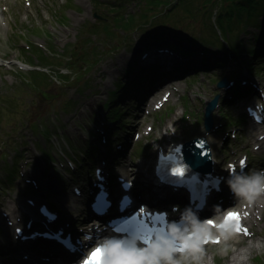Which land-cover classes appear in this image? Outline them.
<instances>
[{
	"label": "rangeland",
	"instance_id": "obj_1",
	"mask_svg": "<svg viewBox=\"0 0 264 264\" xmlns=\"http://www.w3.org/2000/svg\"><path fill=\"white\" fill-rule=\"evenodd\" d=\"M258 2L259 0H161V5L149 6L145 0H0V55L3 57L0 65V203L7 202L10 197L16 199V196L17 203L15 202L11 209L21 211L22 207L25 209L27 200L34 199L38 203L40 200H46L48 196L47 200L55 203L54 208L58 209L56 211L60 212V208L63 211V214L58 212L59 226L63 227L67 214L66 210L62 209L60 194L70 191L68 179L71 176L74 183L86 189L83 194L86 195L95 175L94 169L89 167L75 177L73 170L78 171V162L69 156L65 159L67 152H76L72 145L78 146L79 150L85 149L84 143L81 142L85 140L84 137L97 147L94 153H91L93 163L102 166V161L108 160L112 166V174L116 171L122 175L120 165L134 167L145 162L149 171L156 151L160 148H156L160 140L149 139L146 142L147 137L140 141L133 139L139 136L135 129L140 120L137 115L139 107L159 93H173L174 97L171 96L170 100L164 101L155 109L152 108L154 114L149 117L144 131L150 128L152 130L150 123L153 121L157 125L155 132L158 129L161 132L165 130L168 119L176 115L178 122L186 128L183 134L175 137L173 143L187 141L184 138L186 133L191 136V131H198L200 135L205 133V138L211 146V155L218 154L219 159L226 162L243 158L244 155L239 156L233 152L224 137L228 135L233 138L244 126L252 122L247 109L253 105V101L257 102L259 96L254 92L258 87L255 83L247 81L250 87H246L245 91L250 94L245 98H235L233 88L241 82L239 79L231 88L219 89L218 83L224 77L230 81L237 69L235 54L221 50L230 48L226 40L231 41L233 47L235 42H241L240 47L246 53L251 52L258 41L264 43L263 38L258 39L262 34L261 30H257L259 26L264 28V10L261 9L264 4L259 10H253V6L258 5ZM138 5L143 8L142 12L139 11ZM173 5L181 9L184 7L183 10L190 7V11L197 14L194 23H190L187 29L176 34H171L165 29L170 23H182L184 20L182 17L181 20L178 19V14L170 10ZM240 5H243V8ZM144 10L149 11L145 19L142 16L145 15ZM256 16L257 20L254 19ZM131 20L134 22L133 26L126 27ZM202 22L210 23L208 25L218 32V38L221 39L220 35L225 36L220 44L221 48L213 50L214 53L203 54L201 51L203 48L211 50L201 38ZM214 22L218 27L221 26L224 32L216 30ZM117 23L122 26L119 27ZM154 29L156 33H161L159 41H156V38L151 39L147 34ZM165 31L167 35L163 38ZM253 35L256 37H252ZM195 41L198 45H195ZM168 44L187 50L185 59L199 62L196 64L198 66H195L196 73L185 75L187 73L182 72L179 77L178 74L173 75L174 81L170 78L153 85L143 82L128 85V88L125 86L121 91L119 104L112 103L113 108H122L123 113L117 116L116 121H107L103 114L109 118L107 111L111 107L106 102L111 92L116 90V83L130 80L134 74L130 76L125 72L129 69V64L133 65L134 61L139 59V65H161L165 60L167 66L173 67L174 58L181 60L179 56L162 54L168 52L164 48ZM35 47H40L42 54L40 51V54L36 53ZM261 50H264L263 44L257 48L258 52ZM208 55L212 58L210 65H213V61H222L224 65L201 68L203 65L200 61ZM262 55L261 59L259 55L255 61L252 57L245 56L248 62L246 61L244 69L253 73L254 79L264 82V51ZM18 60L28 65L27 68L18 66L15 63ZM32 70H38V74L35 73L38 82L31 80ZM249 72L243 71L244 75ZM154 90L157 91L152 93ZM219 92H222V96L221 106L214 112L216 125L205 132L202 127L205 106ZM152 96L154 97L151 98ZM116 98L118 99V96ZM94 114L98 119L94 124H90ZM196 120L198 122H195ZM221 120H227L224 129L221 128ZM236 120L241 121L242 125L237 127L234 124ZM189 125L193 128L187 127ZM261 127L264 128L263 125ZM111 129L114 136L109 144L94 140L96 134ZM97 130L100 132H96ZM161 147L169 148L164 145ZM187 148L189 149V146ZM123 150L125 153H122ZM132 150L137 156L128 158ZM253 154L248 153L250 157L247 160L246 172L262 167L256 168V164H259L254 160ZM52 156H59L60 161L62 157L63 160L57 162L55 158L53 170L46 172L47 166L51 165L49 160ZM127 177L138 181L131 169ZM110 183L112 186L117 184L114 178L110 179ZM55 199L60 203V208L57 207ZM88 202L89 199L84 204V199L81 198L77 204L78 210L81 211L71 224L76 230L82 229L83 224L80 221L84 222L90 211ZM150 202L164 207L168 204L164 201ZM248 227L251 233L254 228H259ZM5 233L3 220L0 224V240L2 236L6 237ZM240 239L245 244L246 237L243 236H237L227 242V254L221 253L220 245L205 248L204 257H209L212 264H228L226 256L233 252L234 241ZM4 241L6 240L0 241V245L10 246L3 243ZM241 245L236 244V247ZM13 256L15 260L25 259L20 258L14 251L2 255L6 261H12ZM248 264H264V248L254 252Z\"/></svg>",
	"mask_w": 264,
	"mask_h": 264
},
{
	"label": "bare ground",
	"instance_id": "obj_2",
	"mask_svg": "<svg viewBox=\"0 0 264 264\" xmlns=\"http://www.w3.org/2000/svg\"><path fill=\"white\" fill-rule=\"evenodd\" d=\"M1 25H2V23H0V27H1ZM257 28H258V26H257ZM257 30H261L262 33L264 32V28L262 26H259V29H257ZM259 43H260L259 47L262 44L264 46L263 41L259 42ZM164 48L167 49L168 52L162 53V54H166L169 56H179V54H181L180 50H175V49H171V48L169 49L168 46L164 47ZM35 51H36V53H39V51L41 53L40 47H35ZM228 51H230L229 53H232L231 55H233V52L230 49ZM239 51H240V49L238 50V53L237 52L235 53L236 58L234 60H236L237 69L232 74L234 77H231L230 81L231 82L235 81V83H236L237 79H239L241 82L251 81L257 85L258 94H256V95L259 96L257 98L258 103L256 101H253V105L251 106V109L259 110L260 113H262V115L264 116V89H263L264 82L254 79L252 76L253 73H250L249 70L241 68V64L245 61V59H246L245 56H248V54L245 55V51H243V50H241L240 52ZM263 51L262 50L259 51L257 53L256 57H258L260 55V59H261L263 56L262 55ZM242 54H244L243 60H241ZM249 58H251V57H249ZM2 60H3V57L0 55V62H2ZM213 62H214L213 65H209V64H202L200 61V64L203 65L201 68H209L210 66H212L213 68H216L217 64L218 65H224V63L222 61H213ZM15 63L24 69L27 68V66H28V65L24 64V62L19 61V60H18V62H15ZM197 63L199 64L198 61H193L191 63V65L195 67V66H198V65H196ZM137 64H139V63H137ZM122 65H123V62H121L120 66H122ZM112 68L115 69L114 66H112ZM250 69L253 70L252 67ZM196 71L197 70H195L193 72H187V74H185V75L195 74ZM243 71H248L249 73H246L244 75ZM249 77H250V80H248ZM172 81H174V80H172ZM143 82L144 81H141L140 84ZM115 83H116V81L114 82V86H115ZM235 83H233V85H235ZM124 86H126V88H128V85L125 84ZM167 87H169V86H167ZM156 91L157 90H154L152 93H155ZM166 94L167 93H165V94L159 93L155 97L152 96L151 98L154 97L153 99L149 100V102H147V104H144V105L139 107L137 115L140 118V120H139L138 126L135 129H137L140 133L138 132V135H139L138 138L134 137L136 141H140L144 137H147L148 140H146V142H148L149 139L152 141L160 140L159 144L156 145V148L161 147L163 145L169 147L173 143L175 137L179 136V134H183L182 132L185 131L186 127H183L181 125V123L178 122V116H176V115H174L172 118L168 119V122L166 123V125L164 127L165 130H162L160 132L159 129L158 130L156 129L157 132H155V126H157V125H155L152 121L150 124L152 126V130L150 128V129L144 131L146 125L148 124L149 117L151 115H153L151 107L156 106L158 103H159V105L160 104L162 105V103H164V101L171 99V96L174 97V94L171 93V94H169L168 98H165ZM221 94H222V92L220 93V98L218 101L217 108L221 106V96H222ZM249 94L250 93L248 92L244 95L246 96ZM215 95H217V94H215ZM215 95H214V97H215ZM160 99H162V101ZM212 99H210L209 101H211ZM106 103H110V102H106ZM110 106L113 108L111 103H110ZM206 106H205L204 110H206ZM104 107H107V105H104ZM104 109H106V108H104ZM113 109H115V108H113ZM103 116L105 117L104 114H103ZM204 116L202 118L203 119L202 127H204V122H205ZM105 118H107V117H105ZM213 118H214V113H213ZM97 119H98V116L94 114L91 117V121H89L90 124H94L97 121ZM202 119H200V121ZM225 121L227 122V120H221L220 121L222 123V125H221L222 129L225 128V124H226ZM195 122H198V120H196ZM215 125H216V119L214 118V124L212 125V127L209 130H206L204 127V129L206 130L205 132L210 131ZM187 127H190V129L193 128V126H190V125ZM103 129H105V126ZM191 133L193 135L189 136V134L186 133L185 137H184L185 139H187V141L190 142V143H188V145H186V147L189 146V148H190L191 161L194 163H202V164L208 166L209 161L207 158V154H206L205 150L203 149V144H200V142L203 143V139H201V138H205V133H203L201 135L198 131H191ZM196 137H198L199 140L195 141ZM226 140H227V142L230 143V147L234 153H236L239 156L244 155V157L241 159L240 158H234V159L226 162V161H221L218 157V154L213 155L212 161H210L213 166H209V169L211 170V171H209V174L212 178L218 177L224 183H226V180L229 177V170L227 167L228 165H230V164L235 165V169H237L239 167V164H240L242 159L246 158L248 160V158H249L248 153L253 154L252 151H254L255 149H257L258 151H261V152L264 151V128H262L261 125L250 121V123L248 125L244 126V128L241 132H239L238 134H235L233 138H231V137L229 138V136H227ZM84 146L86 147L89 145L87 142H84ZM83 150L86 151V149H83ZM179 152H180V150H178V153ZM122 153H125V150H123ZM136 156H137V154L134 152V150H132V154H130L128 156V158H135ZM91 157H90V161H92L91 162L92 165L90 167L92 169H95V171L97 172L98 170L95 167H98V166L100 167L101 165H98L99 163H93L94 160L93 159L91 160ZM75 160L77 162L84 161L85 156H80L79 158H75ZM263 161H264V159H261L259 161V164H262ZM96 162H97V160H96ZM155 162H156V160H154V163L152 164V167L149 171H148L147 162L143 163L142 165H135L134 167L133 166L129 167L130 165L128 166L127 164L120 165V167H121L120 173L122 175H124V176L129 175V169H131L132 173L138 179V181H136V184L138 185L139 189L134 193V195H138L140 193L147 194V195H144V198H146L150 201H153V202L164 201V202H167L168 204L171 201L173 202V200L176 201V203H177V202H179V200L181 198L185 199L186 192L183 188H179V191L181 193L171 192V191H169L172 189L171 186L160 182L155 177V175L153 174V168L155 166ZM102 167L104 168V172L101 171V173L96 174L92 178L93 187L91 188V190L89 192V194L91 195L90 199L93 197V194L95 193L94 191L96 190V188H99L100 185H102L106 188H109V186H110L108 183V179L110 178L111 172H110V168L108 166V162L105 161L104 163H102ZM83 168L85 169L84 166H83ZM84 169H81V170H84ZM247 169H248V167H247ZM262 169H264V168H262ZM15 170H17V169H15ZM47 170H48V168H47ZM47 170H45V171L48 172ZM259 170H261V169H259ZM47 177H49V175H47ZM68 182L70 183V186H69L70 191H65V192H62L60 194V197H61L60 203H61L62 209L66 210V214H67L65 217V221L63 223V227H61V228L66 229L68 232H70L72 230V226H71L72 222H75V218L79 214L78 212L81 211V210H78L79 207L77 204H79L80 199H81L82 195L84 194V192L86 191V189L81 188L76 183H74V181L71 179V176L68 179ZM226 185H227V183H226ZM145 190H147V193H145ZM115 192H116V194L115 193L113 194V198L117 199V197L121 194L122 190L120 187L116 186ZM214 194H215V192L212 191L211 195L209 197L210 201L213 198ZM15 198L16 199L10 197V200H8L9 202L7 201L5 203H0V224L4 220L5 229H6V241H4L3 243H6V245L10 244V246L0 245V264H22L21 261L16 262L14 256L12 257V261L4 262V261H6V258L2 257V255L5 252H10V251H16V253L18 255H20L22 258H25L24 260H26V262L29 261V264H57V262H61L62 264L68 263V262H63L59 259L60 250H58L56 247L54 249H42L45 244H39L36 247H34L32 245L29 246L28 242L30 240H34L33 238L29 237L28 240H23L21 238V236L24 235L25 233L21 234V236H19L15 233V231L17 229V227H15V226L18 224L20 225L22 223V221H24V220H26V222H24V223H27V225H28V226L26 225L25 230H26V232H30V234L33 232L38 233L40 231L43 234V230H45V229H49L48 232H53L55 230L54 228H56V225L59 224L58 220L56 219L53 222L49 221L45 217V213L42 212V210H40L41 208H47L49 210L55 209L54 208L55 206L51 203L53 201L43 200L42 206H39L40 202L36 203L34 199H30V200L26 201L25 209H23V207H22L21 211H19V210L17 211V209L14 211V209H11V208H12V206H15V202L17 203V197L15 196ZM226 198H228V201H226ZM234 198L235 197L233 196V194H227L226 195L224 193L220 198V202H223V203L227 202V203L231 204L232 201L234 200ZM141 199H142V197L139 200H141ZM55 202L57 203V207L60 208V206H58L60 203L56 199H55ZM143 204H146V203H143ZM145 206L148 207V205H145ZM225 206L227 207V205H225ZM10 210H11V213H10ZM225 210H226V208H225ZM246 210L249 211V216L247 218L249 220L250 226L255 225V226H258L259 228H256V229L254 228V231L252 234H250V237L249 238L246 237L245 244H243L244 242L242 239H240L238 241L237 240L234 241L235 248H234L233 252L232 253L229 252L228 255L226 256L228 264H248L249 262H251V257L254 254V252L261 251L264 248V236H263V231H264V198H261V200H259L255 205H253L250 209H246ZM112 211H113V209H109V213L106 214V216L110 215L112 213ZM24 212H25V214H24ZM59 213L63 214V211H61V208H60ZM21 216L24 217V220H22L23 217L20 218ZM110 216H111L110 217L111 219L114 218V215H110ZM212 216H213L212 214H209L208 216L205 217V219L211 218ZM177 217H179V214H177ZM243 219H245V218H243ZM202 220H204V219H202ZM80 222L83 224L82 229H84L83 236H78L79 237V239H78L79 245H80L79 249H80L81 253L84 252L85 250H87V248L90 246V244L92 242H94L96 239L102 240L104 237L114 236L111 233V229L109 227H107V225L105 223H103V225H102L98 221H91V222L86 223V224L84 222H82V220ZM19 228H22V226H19ZM236 236H238V235H235V237ZM86 237H88V239H86ZM235 237H233L229 241L233 240ZM37 238H39V237L37 236ZM244 238H245V236H244ZM229 241H227V242H229ZM54 243L55 244L50 242L49 244L50 245L51 244L52 245H59L58 242H56V241H54ZM65 244H68V242H66ZM222 244H223V242L209 243V244L205 245V248H207V247L208 248L220 247V245H222ZM236 244L237 245L243 244V245H241V247H236ZM74 245L75 244L72 245V250L67 246V249H69L70 252L67 251V249H65V248L61 249V251L63 253H65L68 257H70L71 259L74 258L73 260H75V258L81 256L80 252L78 253L77 251H75V249L77 247L74 248ZM38 248H40V250H36ZM203 264H212L211 259H209V257H207V256L204 257L203 258Z\"/></svg>",
	"mask_w": 264,
	"mask_h": 264
},
{
	"label": "clouds",
	"instance_id": "obj_3",
	"mask_svg": "<svg viewBox=\"0 0 264 264\" xmlns=\"http://www.w3.org/2000/svg\"><path fill=\"white\" fill-rule=\"evenodd\" d=\"M246 159V158H245ZM227 186L239 207L222 209L214 206L215 215L201 220L191 207L183 210L173 206L179 214L178 221H170L164 233H159L145 243L139 236H110L99 240L89 252L86 264L93 253L103 249L104 264H203L205 245L223 242L220 251L227 254V241L235 237L240 223L229 219L230 214L247 218L249 211L261 198H264V169L244 172L245 160L240 162V172L235 165H228ZM88 239V237H86Z\"/></svg>",
	"mask_w": 264,
	"mask_h": 264
},
{
	"label": "trees",
	"instance_id": "obj_4",
	"mask_svg": "<svg viewBox=\"0 0 264 264\" xmlns=\"http://www.w3.org/2000/svg\"><path fill=\"white\" fill-rule=\"evenodd\" d=\"M160 1L161 0H145V3L147 5H149V6H157V5H161V4H159ZM162 4H164V3H162ZM262 4H264V0H259L258 5L253 6V10H255L257 8L259 10V7H261ZM240 6H241V8H243V5H240ZM137 7H138L139 11L142 12L143 8L140 7L139 5ZM183 8L181 9V8H178V7L174 6V5L170 8L171 11H173V12H175V13L178 14V16H179L178 19L181 20V17L184 19L182 21V23H170V25L168 27H165V29L168 32H170L171 34H176L180 30L187 29L188 26L190 25V23H194L195 20H196L197 14H193L190 11V7H186L187 9H185V10H183ZM261 9L264 10V8H262V7H261ZM143 14H145V15H142L144 17V19H145L146 16L149 14V11L148 10H144ZM254 19L257 20L258 19V16L254 17ZM133 24H134V22L131 20V21H129V23L127 24L126 27L130 28V27L133 26ZM200 24H201L200 25L201 38L204 40V43L207 44L208 47L211 48V50H207V48H203V49H201V51H203L202 52L203 54H206V52L214 53L213 50L220 49L221 48L220 44H222V42L224 41L223 39H225V36L220 35L221 39L218 38L217 37V33L218 32H216L210 25H208L210 23L206 24V23L202 22ZM117 25L119 27L122 26V24L120 26L119 23H117ZM160 25H162V23ZM255 25H257V23H255ZM215 27H216V30H219L220 32H224L223 29L221 28V26L220 27L217 26V23H215ZM167 28L170 29V30H168ZM147 34H148V36L151 39H155L156 38V41H159L158 39H159V37H161L160 36L161 33L160 32L156 33L155 32V29L154 30H151V32H148ZM163 34H164V36H162V37L163 38H166L167 32L165 31V32H163ZM255 35H253L252 37H256ZM144 36H146V35H144ZM261 38L264 39V32L261 34L260 38H258V39H261ZM225 42L227 44L229 43V47H230L229 49L233 52V54H235L236 52L238 53V50L239 49L242 50L241 47H240L241 46V42H239V44L237 43L238 41L235 42L234 43V46L235 47L232 46V42L231 41L226 40ZM195 45H198V42L197 41H195ZM259 45H260V43L258 41V43L256 44V46L255 47H252L251 52H247V53L245 52L246 54H248L249 57H252L253 58V61H255L258 58V57H256L257 56V53H258V51H256V50L259 47ZM167 46L169 47V49L171 48V49H175V50H180L181 51V54H179V55L181 57H185V56L188 55L187 50L181 49L177 45L168 44ZM223 49H226V48L223 47ZM229 49L221 50V51H228ZM211 59L212 58L209 55L208 56H204V58L201 60V63L202 64H209L210 65ZM174 60H176V59H174ZM208 60H210V61H208ZM246 61L247 60H245L241 64V68H244V65L247 64ZM192 62L193 61H191L190 58H187V60H184V61H181V62H177L176 66H175V72H181L182 70H184V71H191L193 68H195V67H193L191 65ZM252 62H249V64H251ZM157 69H160V67L159 66H156V65H151L148 68H146V67H140L139 68L137 66V62L136 61H134V64L133 65L132 64H129V69H127L125 72L128 73L130 76H132L131 74L134 73L133 76L130 77V80L118 81L116 83V90L113 91V92H111L109 98L107 99V102H110L111 104L114 103V102L115 103L117 102V104H119L118 100L120 98L121 91L125 87L124 86L125 84L126 85H132L133 86V85H135L137 83L139 84L141 81H144V80H149L148 82H151V83L152 82H155L156 80H159V79L161 80L166 75L167 72H165V71L158 72ZM30 73H32L31 80L33 82H38L39 79H35V77H36L35 76V73L38 74V70H32V71H30ZM235 92H236V94H239V91H235ZM111 95H112V98H111ZM116 96H118V99L116 98ZM110 103H107V104H109V106H110ZM122 112L123 111L118 110L117 107H115V110L112 109V107H111L107 111V114L109 115V118L112 117V116L115 117V118H117V116L119 114H121ZM115 118H113V119H115ZM44 130L46 131V129H44ZM92 135H94V134H92ZM81 142H83V143L84 142H87L88 145H90V147L89 146H86L85 147L86 151H88L89 153H94V150H95L94 149V145H93V143L90 142V140L85 139V140H82ZM73 148L76 150L78 147L73 146ZM49 162H51V165H49V168H52V163H54L53 156L51 157V159L49 160ZM7 174H8V171H7ZM51 203L53 205L55 204L54 202H51Z\"/></svg>",
	"mask_w": 264,
	"mask_h": 264
},
{
	"label": "water",
	"instance_id": "obj_5",
	"mask_svg": "<svg viewBox=\"0 0 264 264\" xmlns=\"http://www.w3.org/2000/svg\"><path fill=\"white\" fill-rule=\"evenodd\" d=\"M228 84V79L227 78H223L219 83H218V87L219 88H223L226 87ZM220 98V94L215 95V97L211 100L207 102V106H206V110L204 112V117H205V122H204V127L206 130H209L212 125L214 124V118H213V113L216 110L217 106H218V101ZM197 141V140H195ZM200 144L204 145V148L206 149V153L209 154V150L208 148L205 146V142L203 141L200 142ZM190 149V148H189Z\"/></svg>",
	"mask_w": 264,
	"mask_h": 264
},
{
	"label": "snow or ice",
	"instance_id": "obj_6",
	"mask_svg": "<svg viewBox=\"0 0 264 264\" xmlns=\"http://www.w3.org/2000/svg\"><path fill=\"white\" fill-rule=\"evenodd\" d=\"M229 219H235L237 221V223L239 222V214L236 213H232L229 216ZM237 231H241V229L239 227H237ZM245 232V234H247V230L244 229L243 230ZM105 252L103 249H98L96 253L92 254V257L89 258V260L86 262V264H104V257Z\"/></svg>",
	"mask_w": 264,
	"mask_h": 264
}]
</instances>
